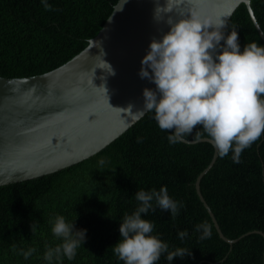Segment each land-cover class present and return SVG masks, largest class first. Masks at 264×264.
Instances as JSON below:
<instances>
[{
	"label": "trees",
	"instance_id": "trees-1",
	"mask_svg": "<svg viewBox=\"0 0 264 264\" xmlns=\"http://www.w3.org/2000/svg\"><path fill=\"white\" fill-rule=\"evenodd\" d=\"M118 1L47 0L51 10H45L42 0H0V75H39L66 63L99 33ZM251 5L264 31V0H251ZM227 25L225 36L235 29L241 51L247 43L264 46L245 3ZM173 133L161 130L154 113L147 112L97 154L51 174L0 186V264H49L45 251L63 242L52 232L57 216L74 223L75 230H85V240L74 259L61 256L51 264H124L112 247L121 238L123 217L139 206L137 191L164 186L184 207L171 217L153 201L156 211L141 218L153 222L151 235L167 243L169 251L179 247L191 252L171 264H264V235L256 232H264V134L243 150L240 163L233 162L231 151L218 156L201 180L202 193L226 236L251 232L230 244L220 236L196 188L214 157L213 144H170L167 137ZM203 223L210 225L211 236L201 240L196 226ZM184 230L188 235L181 240L178 233ZM31 248L35 252L25 259L21 253ZM166 256L162 253L156 264H170Z\"/></svg>",
	"mask_w": 264,
	"mask_h": 264
},
{
	"label": "water",
	"instance_id": "water-1",
	"mask_svg": "<svg viewBox=\"0 0 264 264\" xmlns=\"http://www.w3.org/2000/svg\"><path fill=\"white\" fill-rule=\"evenodd\" d=\"M158 3L164 6L165 0H119L99 33L66 63L39 75H0V186L79 163L107 147L147 113L138 112L144 109L143 90H155L156 85L138 75L141 60L150 42L169 30V25L154 19ZM242 3L264 40L251 0H173L170 15L178 19L196 12L227 24ZM192 140L185 142L197 143ZM200 141L211 142L207 137ZM214 149L196 188L220 236L233 244L251 232L234 239L226 236L201 190L203 176L218 157Z\"/></svg>",
	"mask_w": 264,
	"mask_h": 264
},
{
	"label": "clouds",
	"instance_id": "clouds-1",
	"mask_svg": "<svg viewBox=\"0 0 264 264\" xmlns=\"http://www.w3.org/2000/svg\"><path fill=\"white\" fill-rule=\"evenodd\" d=\"M42 3L45 10H51L47 0ZM173 11V0H165L164 6L158 3L155 8L154 19L169 25V30L160 40L150 42L149 51L141 60L138 75L154 83L156 89L143 90L144 109L138 112H153L161 130L169 133L175 129L167 137L170 144L185 142L197 129L192 142L206 136L220 158L231 151L233 162L240 163L243 150L264 134V46L247 43L241 51L235 29L225 36V20L202 17L196 12L181 14L176 19L170 15ZM135 199L139 206L123 217L121 238L112 246L119 260L124 264H156L162 253H167L166 260L171 264L175 257L190 256L185 248L169 251L167 243L151 235L153 222L141 218V214L149 210L154 213L157 207L169 210L171 217L178 215L184 205L169 196L167 187L159 191L139 190ZM201 230V240L210 238V225L198 224L196 231ZM52 232L63 242L48 248L44 260L51 264L61 256L74 259L85 240V230H75L74 223H66L63 216H57ZM187 235V230L178 233L181 240ZM33 252L35 249L31 248L21 254L28 259Z\"/></svg>",
	"mask_w": 264,
	"mask_h": 264
},
{
	"label": "bare ground",
	"instance_id": "bare-ground-1",
	"mask_svg": "<svg viewBox=\"0 0 264 264\" xmlns=\"http://www.w3.org/2000/svg\"><path fill=\"white\" fill-rule=\"evenodd\" d=\"M247 6V5H246ZM248 8V7H247ZM249 11V10H248Z\"/></svg>",
	"mask_w": 264,
	"mask_h": 264
}]
</instances>
